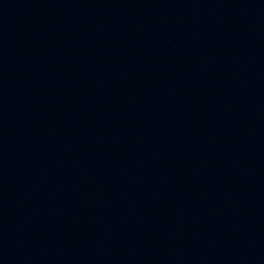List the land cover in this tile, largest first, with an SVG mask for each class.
<instances>
[{"label": "water", "instance_id": "1", "mask_svg": "<svg viewBox=\"0 0 264 264\" xmlns=\"http://www.w3.org/2000/svg\"><path fill=\"white\" fill-rule=\"evenodd\" d=\"M0 264H264V0H0Z\"/></svg>", "mask_w": 264, "mask_h": 264}]
</instances>
